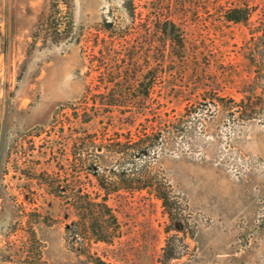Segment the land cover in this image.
Masks as SVG:
<instances>
[{
    "label": "rangeland",
    "instance_id": "1",
    "mask_svg": "<svg viewBox=\"0 0 264 264\" xmlns=\"http://www.w3.org/2000/svg\"><path fill=\"white\" fill-rule=\"evenodd\" d=\"M252 2L248 24L210 7L196 26L191 16L182 57L168 38L157 52L154 34L135 40L136 78L150 84L159 68L165 106L182 112L203 90L236 101L255 92L258 115L241 122L228 101L211 106L205 131L172 142L155 162L174 196L165 206L145 192L109 198L121 235L92 243L91 258L68 235L77 212L55 188L72 184L88 134L134 128L116 112L93 115L100 97L87 87L105 24L133 33L141 26L127 0H0V264H96L98 256L112 264H264V0Z\"/></svg>",
    "mask_w": 264,
    "mask_h": 264
},
{
    "label": "trees",
    "instance_id": "2",
    "mask_svg": "<svg viewBox=\"0 0 264 264\" xmlns=\"http://www.w3.org/2000/svg\"><path fill=\"white\" fill-rule=\"evenodd\" d=\"M252 1L254 0H127L134 22L138 19V26L144 29L139 28L134 33L131 28L125 33L118 32L115 25L108 22L104 26V36L101 33L96 35L93 45L96 53H91L90 59L94 73L92 80L96 82L87 87L88 91L98 88L100 97L98 104L94 101L93 115H107L111 118L116 112L122 122L132 124L134 128H120L113 134L106 132L107 136L102 138L97 133L88 134L83 143V148L87 149L86 155L80 152L74 159L72 184H60L55 188L60 196L66 195L69 198L68 203L77 212L76 220L68 227V235L79 253L92 258V243L113 244L120 238L121 223L109 198L120 192H145L162 200L163 206L167 204L168 198H172L174 194L163 170L156 168L155 162L164 151L169 150L172 142L178 143L182 138L190 137L192 130L199 126L204 132L206 118L203 116L208 112L210 116L213 115L211 106L217 105V101L226 100L232 107H239L238 118L241 122L258 115L256 100L259 97L255 92L236 101L232 97L220 95L218 91L203 90L182 112L165 106L161 89L156 88L161 81L159 68L150 84L139 83L136 78L139 66V46L135 43L137 37L140 34L145 37L150 33L154 34L156 52L163 50V38H168L172 44L182 49V57L186 50L184 27L190 23L191 16L194 17L193 25L196 26L201 18L199 10L210 7L224 21L248 24L254 7ZM263 20L259 21V25ZM257 31L259 30L254 29L253 33ZM192 40L196 45V38ZM198 51L199 47H196L192 54L195 56ZM139 116L142 119L135 126ZM84 176L88 178V187H85ZM168 213L174 224V214L170 211ZM172 229L167 227L166 232ZM167 247H171L169 241H166L163 249L166 259L171 254ZM95 263L112 264L99 256Z\"/></svg>",
    "mask_w": 264,
    "mask_h": 264
}]
</instances>
